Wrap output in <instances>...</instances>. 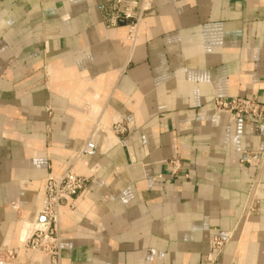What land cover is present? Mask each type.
I'll list each match as a JSON object with an SVG mask.
<instances>
[{
	"label": "crops",
	"instance_id": "obj_1",
	"mask_svg": "<svg viewBox=\"0 0 264 264\" xmlns=\"http://www.w3.org/2000/svg\"><path fill=\"white\" fill-rule=\"evenodd\" d=\"M108 2L0 0V264H49L43 187L90 138L61 264H208L215 237V264H264V123L214 106L264 104V0H152L135 42Z\"/></svg>",
	"mask_w": 264,
	"mask_h": 264
},
{
	"label": "built area",
	"instance_id": "obj_2",
	"mask_svg": "<svg viewBox=\"0 0 264 264\" xmlns=\"http://www.w3.org/2000/svg\"><path fill=\"white\" fill-rule=\"evenodd\" d=\"M151 10L152 0H109L107 18L113 25L128 22V40L135 42L140 26ZM214 106L217 111L227 114L231 122L250 118L264 123V104L255 98H216ZM129 129L128 125L120 121L113 125V131L117 134H123ZM95 152L94 139L90 138L61 176L49 177L43 187L42 206L35 218L27 244L34 253L45 255L49 264H61L60 221L67 199L82 194L92 179L90 176H82L75 172L77 163L84 155H94ZM178 162L177 158L172 162L174 167L176 166L175 172L179 170ZM244 162L249 163L250 161L247 158L240 161L242 164ZM254 210L255 208H250V211ZM226 245L227 241L218 237L213 238L212 252L207 258L208 264H215Z\"/></svg>",
	"mask_w": 264,
	"mask_h": 264
},
{
	"label": "bare ground",
	"instance_id": "obj_3",
	"mask_svg": "<svg viewBox=\"0 0 264 264\" xmlns=\"http://www.w3.org/2000/svg\"><path fill=\"white\" fill-rule=\"evenodd\" d=\"M27 223V222H26ZM28 224V223H27ZM26 227V226H25ZM26 229V228H25ZM24 231V230H23ZM26 231H27V229H26Z\"/></svg>",
	"mask_w": 264,
	"mask_h": 264
}]
</instances>
